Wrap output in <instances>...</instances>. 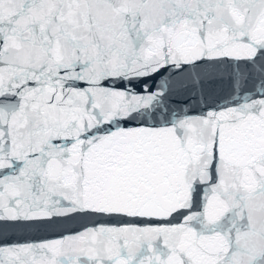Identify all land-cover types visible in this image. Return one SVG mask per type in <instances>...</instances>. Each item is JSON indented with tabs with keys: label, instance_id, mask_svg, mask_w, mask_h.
<instances>
[{
	"label": "snow or ice",
	"instance_id": "obj_1",
	"mask_svg": "<svg viewBox=\"0 0 264 264\" xmlns=\"http://www.w3.org/2000/svg\"><path fill=\"white\" fill-rule=\"evenodd\" d=\"M0 264H264V0H0Z\"/></svg>",
	"mask_w": 264,
	"mask_h": 264
}]
</instances>
